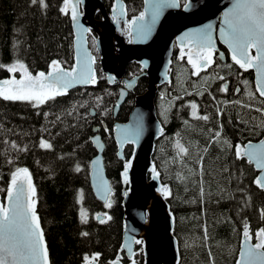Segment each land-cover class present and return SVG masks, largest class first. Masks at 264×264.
<instances>
[{"label": "trees", "instance_id": "trees-1", "mask_svg": "<svg viewBox=\"0 0 264 264\" xmlns=\"http://www.w3.org/2000/svg\"><path fill=\"white\" fill-rule=\"evenodd\" d=\"M112 1L105 0L107 5ZM45 3L47 7L31 0H0V77L8 75V66L17 61L32 75L48 71L53 60L73 64L74 32L69 12L61 11L64 0ZM176 75L178 82L157 97L165 131L156 141L153 160L170 192L166 197L179 241V264H236L245 223L256 242L255 233L264 228V188L255 183L254 165L238 158L235 149L264 136V111L257 110L264 108V98L251 81L235 95L230 88L213 87L209 92L212 81L205 79L191 84L188 68ZM117 93V87L98 81L38 106L0 97V192L3 198L17 168L30 169L52 264H87L85 257L91 255L108 264L119 252L120 173L132 145L125 148V160L118 158L112 132ZM132 104L129 94L116 111L117 119H127ZM205 115L208 120L199 118ZM96 124L105 142L104 162L112 185L105 203L97 199L90 183L91 159L97 153L92 140ZM218 131L220 137L214 138ZM41 139L52 147L41 148ZM177 142L187 153L179 151ZM98 211L104 213L95 214ZM135 259L143 260L141 244H136ZM122 260L128 261L124 252Z\"/></svg>", "mask_w": 264, "mask_h": 264}, {"label": "water", "instance_id": "water-1", "mask_svg": "<svg viewBox=\"0 0 264 264\" xmlns=\"http://www.w3.org/2000/svg\"><path fill=\"white\" fill-rule=\"evenodd\" d=\"M73 3L77 4L78 16L76 20H73L71 14ZM236 3L237 0H185L183 4H181V0H144L143 17L141 14L133 16L129 22V32L120 34L116 29L115 16L119 10L121 17L126 18V0H113L111 12H109L105 0H70L67 11L74 32V62L69 68L60 62L65 69H71L73 66L80 67L77 63L78 59L83 62L89 57L92 58L91 68L96 81L86 84L76 83L67 92L76 87L96 84L98 81L96 68L98 60L106 77L109 78L112 73H115L116 82L122 80L128 92L133 90L140 75L148 76V84L142 93L135 96L128 118L126 120L116 119L112 125L118 158L126 159L125 148L129 144L132 145V151L120 173L123 206L122 242L117 256L108 264H179V241L175 234L171 204L162 190L165 184L162 182L161 174L153 160L156 141L165 131L156 105L159 85L171 78L169 66L175 39L179 45L188 48L187 55L191 51L195 58L197 53L195 34L210 30L214 50H218L219 57L225 59V51L220 47L222 44L229 51L232 59L231 49L221 38L220 30L226 28L225 13L233 9ZM186 4L187 7H185ZM157 7H159V15L153 21V13ZM97 14H100L101 17H97ZM142 29L146 30V34H141ZM90 32H95L98 60L89 46ZM189 38L192 39V43H189ZM250 55L255 56L256 50L251 49ZM133 60L140 62L142 70L145 69V71L129 79L124 76V72L127 63ZM252 69L254 71V88L259 94L257 84L261 77L255 68ZM48 71L43 72L47 73ZM13 76L19 80L16 72H9L8 75L0 77V81L11 79ZM91 112L94 114V110ZM93 131L92 140L97 153L91 159L90 183L97 199L105 203L112 191L104 162L105 142L98 125L93 127ZM262 141H264V136L257 140H248L240 146V150L243 152L248 146H259ZM242 157L248 160L247 156ZM251 163L257 170L256 178L261 176L262 170L256 167L255 161ZM126 166L127 179L125 180ZM153 168H155V172H153ZM27 169L34 187L32 173L29 168ZM10 186L11 179L3 198L0 192V205L4 207H11L15 199V197L9 198L8 189ZM25 188H27L26 183ZM28 197L35 200V197L27 192L22 199L26 200ZM35 209L43 232V243L47 248L48 264H52L36 200ZM97 218L101 220L103 215L99 214ZM243 232L244 229L240 237L236 264L241 260V252L245 251L248 245L257 243L253 240L250 227V238L247 241ZM136 241H141V243H136ZM136 244L142 245L143 260L141 262L135 259ZM259 251H264V249ZM122 252L128 261L122 260ZM93 256L95 255L87 257V264H100L97 259L92 260Z\"/></svg>", "mask_w": 264, "mask_h": 264}, {"label": "snow or ice", "instance_id": "snow-or-ice-1", "mask_svg": "<svg viewBox=\"0 0 264 264\" xmlns=\"http://www.w3.org/2000/svg\"><path fill=\"white\" fill-rule=\"evenodd\" d=\"M31 2L47 7L45 0H31ZM69 4L70 0H64V7L61 11L66 13ZM187 6L186 4L185 7ZM76 8L77 4L73 3L71 5L73 20H76L78 16ZM158 15L159 7L153 13V21ZM224 23L226 28H221V38L231 49L233 61L243 69L255 68L257 70L261 77L257 84V91L260 97H264V0H237L233 9L225 13ZM141 34H146V30L142 29ZM192 42L189 38V43ZM195 44L196 56L194 58L190 51L188 63L196 70L194 75H198L202 68H207L213 62L214 45L210 30L196 33ZM251 49L256 50L255 56L250 55ZM77 63L80 65L79 68L73 66L71 69H65L60 61L53 60L47 73L41 71L33 76L24 64L17 61L8 66L7 70L12 73L22 70L21 78L17 80L13 76L11 79L0 81V97L5 100L34 101L36 104H42L66 94L67 90L76 83H95L96 77L91 68L92 58L89 57L83 62L78 59ZM222 91H227V85ZM249 95L252 96L254 93ZM191 107L194 110L193 116H195L197 105L193 103ZM257 110L264 111V108ZM199 118L209 119L206 115ZM220 135L218 131L214 138H219ZM177 146L181 153H187V149L179 145V142ZM13 147L16 145L13 144ZM40 147L50 149L52 145L41 139ZM236 155L238 158L247 156L249 162L255 161L256 167L262 170L261 176L256 178L255 183L260 188H264V141L259 146H248L243 152L240 146H237ZM79 170L77 167V171ZM155 171L153 168V172ZM124 177L126 180L127 166ZM25 183L27 188H25ZM162 190L165 195L170 194L166 186ZM26 192L31 196L35 195L30 173L27 168H17L12 173L11 186L8 189L9 198L15 197L14 202L11 207L0 205V264H48L47 248L43 243V232L36 214L35 200L31 197L26 200L22 199ZM108 207H111V204H108ZM262 215H264V210H262ZM243 235L246 241L250 238L247 223L244 225ZM255 236L258 242L255 245H248L247 249L241 252V260L238 264H257V262L264 264V251H259L264 249V228H260ZM136 243H141V241H136ZM96 258L97 256H93L92 260ZM85 260L87 261L88 258L85 257Z\"/></svg>", "mask_w": 264, "mask_h": 264}, {"label": "flooded vegetation", "instance_id": "flooded-vegetation-1", "mask_svg": "<svg viewBox=\"0 0 264 264\" xmlns=\"http://www.w3.org/2000/svg\"><path fill=\"white\" fill-rule=\"evenodd\" d=\"M143 3H144V0H142L141 3H138L137 1H133L131 4L128 1H126V4H127V16H126V18H122L120 11L117 10L115 18L117 21V28L116 29H117L118 33H120V34L125 33L126 34L129 32V30H130V24H129L130 19L133 16L139 15L143 12ZM183 3L184 2L181 0V4H183ZM111 6H112V3L110 5H107L109 12H111ZM130 6H131V8H130ZM133 6L136 9L133 10L132 9ZM97 17H101V15L97 14ZM90 36H92L95 40V32H90L89 38H90ZM220 47L222 49H224V51H225V59L224 60L221 59L219 57L218 50H214L213 54H212L213 55V62L207 68H202L198 75H194V72L196 70L192 67L191 64L188 63V55H187L188 48L182 47L181 45H179V43L175 39L174 43H173V49H172L171 64L169 66V68L171 70V78H170V80L165 81L159 85L158 95L160 97H163L164 95H166L165 89H167L170 86H173L175 83L178 82L179 76H177L176 74L178 72V75L179 74L181 75V70L183 68H188V71H189L191 79H192L191 84H192V82L201 81L202 79H205L206 81H212L211 82L212 85L209 88V92H213L214 88L217 90H222L224 88V86L227 85V89L230 88V91L232 94L238 95L240 90L243 89V83L246 81H251V84L253 85V88H254V71H253V69L252 68H247V69L241 68L238 64H236L230 58L229 51L222 44H220ZM96 58L98 60L99 55H98V57L96 56ZM71 66L72 65L65 66V67L69 68ZM96 68L100 69V73L97 74L98 75V81H101L103 84H106L107 86L118 88L116 101L114 103V109H115V112L113 115L114 116L113 122H114L117 119V117H116L117 112L116 111L120 108L121 104L123 103V100H125L129 94H132L133 95V104H134L135 96L139 93H142L145 90V88L148 84V76L147 75H140L143 71H145V69L142 70V64L140 62H138L136 60L128 62L126 65L124 76L128 77L130 79V78H134L136 75H140L136 80V84H135L133 90L128 92L127 89L125 88V85H124L122 80H119L118 82H116L117 76L115 73H112L109 78L106 77V73H104L101 70V65L99 63V60L96 63ZM18 77H19V79L21 78L19 75H18ZM221 77L223 79H221ZM124 82L126 83L127 81H124ZM204 85H206V84H203V86ZM141 86L144 87L143 88L144 90L136 91L138 89V87H141ZM196 88H198V87H196ZM196 88H195V90H196ZM237 89H239V91H237ZM156 101H157V99H156ZM29 102H31V101H29ZM31 103H33V102H31ZM133 104H132V107H133ZM38 105H40V104H37V105L34 104V106H38ZM132 107H131V109H132ZM131 109H130V111H131ZM130 111H129V113H130ZM157 111H158V109H157ZM113 122H112V125H113ZM96 125H99V124H96ZM100 129H101V127H100ZM250 140H257V139H250ZM245 142L246 141L242 142V145ZM238 146H241V145H238ZM235 149L237 150V147H235Z\"/></svg>", "mask_w": 264, "mask_h": 264}, {"label": "rangeland", "instance_id": "rangeland-1", "mask_svg": "<svg viewBox=\"0 0 264 264\" xmlns=\"http://www.w3.org/2000/svg\"><path fill=\"white\" fill-rule=\"evenodd\" d=\"M183 2L185 1V0H182ZM130 8H131V6H130ZM132 8H134V6L132 7ZM134 10V9H133ZM89 46L91 47V49H92V51H93V53L98 57V51L96 50V43H95V40H94V38L92 37V36H90V38H89ZM19 71V76L21 77V75H22V70H18ZM33 76H35V75H33ZM31 102H33L34 104H36V102H34V101H31ZM37 105V104H36ZM194 110L192 109V112H193ZM195 112H196V109H195ZM107 205L109 204V203H106ZM105 204V205H106ZM97 213H104V211H98V212H95V214H97Z\"/></svg>", "mask_w": 264, "mask_h": 264}, {"label": "bare ground", "instance_id": "bare-ground-1", "mask_svg": "<svg viewBox=\"0 0 264 264\" xmlns=\"http://www.w3.org/2000/svg\"><path fill=\"white\" fill-rule=\"evenodd\" d=\"M99 126V125H98ZM100 127V126H99Z\"/></svg>", "mask_w": 264, "mask_h": 264}]
</instances>
